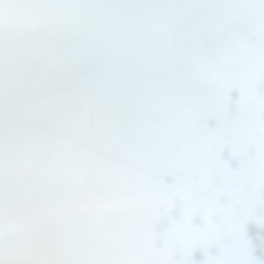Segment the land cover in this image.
I'll list each match as a JSON object with an SVG mask.
<instances>
[{"label": "clouds", "instance_id": "clouds-1", "mask_svg": "<svg viewBox=\"0 0 264 264\" xmlns=\"http://www.w3.org/2000/svg\"><path fill=\"white\" fill-rule=\"evenodd\" d=\"M253 223L264 0H0V264H264Z\"/></svg>", "mask_w": 264, "mask_h": 264}, {"label": "water", "instance_id": "water-1", "mask_svg": "<svg viewBox=\"0 0 264 264\" xmlns=\"http://www.w3.org/2000/svg\"><path fill=\"white\" fill-rule=\"evenodd\" d=\"M227 158V157H226ZM232 166L233 168L236 167V162L232 161ZM221 203H226L225 201H222ZM247 233H248V238L250 241H253V244L255 247L257 246H264V228L259 227L255 223L249 224L247 227ZM254 240L258 241L255 242ZM258 249V248H256ZM261 250V249H258Z\"/></svg>", "mask_w": 264, "mask_h": 264}, {"label": "bare ground", "instance_id": "bare-ground-1", "mask_svg": "<svg viewBox=\"0 0 264 264\" xmlns=\"http://www.w3.org/2000/svg\"><path fill=\"white\" fill-rule=\"evenodd\" d=\"M258 250V249H257ZM257 254H260V251L258 250Z\"/></svg>", "mask_w": 264, "mask_h": 264}]
</instances>
